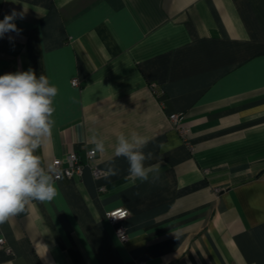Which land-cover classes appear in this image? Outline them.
Returning a JSON list of instances; mask_svg holds the SVG:
<instances>
[{
    "label": "crops",
    "instance_id": "obj_1",
    "mask_svg": "<svg viewBox=\"0 0 264 264\" xmlns=\"http://www.w3.org/2000/svg\"><path fill=\"white\" fill-rule=\"evenodd\" d=\"M13 11L0 75L31 68L58 88L35 154L46 171L69 150L84 166L0 224V264H264V0H0V21ZM133 131L147 181L115 156Z\"/></svg>",
    "mask_w": 264,
    "mask_h": 264
},
{
    "label": "clouds",
    "instance_id": "obj_2",
    "mask_svg": "<svg viewBox=\"0 0 264 264\" xmlns=\"http://www.w3.org/2000/svg\"><path fill=\"white\" fill-rule=\"evenodd\" d=\"M13 11L0 21V37L18 31ZM22 18V17H20ZM58 88L49 78L27 71L0 75V224L23 212L32 200L51 202L58 196L57 169L47 171L36 150L51 136L54 124V98ZM94 152H103L102 140L92 137ZM148 138L133 131L131 140L121 133L116 139V157H124L129 164V175L141 181L149 179L144 161L152 153L144 154ZM111 175H117L110 167Z\"/></svg>",
    "mask_w": 264,
    "mask_h": 264
},
{
    "label": "built area",
    "instance_id": "obj_3",
    "mask_svg": "<svg viewBox=\"0 0 264 264\" xmlns=\"http://www.w3.org/2000/svg\"><path fill=\"white\" fill-rule=\"evenodd\" d=\"M79 83L77 78L71 79L72 85H77ZM153 92H156L155 86L152 87ZM169 119L173 126L177 129L179 134L186 139L187 128L179 125L180 114L177 112H172L169 114ZM94 148H91L87 151L86 154V163L89 164L91 173L94 178H99L100 176L104 175V172L95 164H90L92 161L95 152L93 151ZM51 166L57 169V178L61 177H70L74 174H81L82 168L84 163L81 161L77 152L73 150L67 151L61 157H55L51 161ZM103 186H99V190H103ZM129 215V210L125 206H118L108 211L107 219L108 221L114 226V232L119 240L126 241L128 239V233L125 227L122 224V221L127 218ZM0 247H3L6 251H10L9 246L5 244V239L3 235L0 233ZM143 262H139L142 264Z\"/></svg>",
    "mask_w": 264,
    "mask_h": 264
}]
</instances>
